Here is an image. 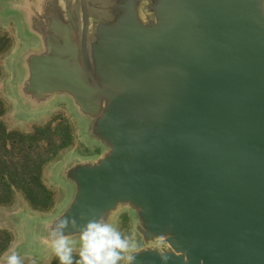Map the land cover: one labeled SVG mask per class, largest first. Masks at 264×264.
I'll return each instance as SVG.
<instances>
[{"label": "water", "instance_id": "water-1", "mask_svg": "<svg viewBox=\"0 0 264 264\" xmlns=\"http://www.w3.org/2000/svg\"><path fill=\"white\" fill-rule=\"evenodd\" d=\"M75 1L48 16L22 92L67 93L109 149L68 172L51 227L128 204L169 246L129 264H264V0H152L145 22L140 0ZM89 10L113 18L88 32Z\"/></svg>", "mask_w": 264, "mask_h": 264}, {"label": "rangeland", "instance_id": "rangeland-1", "mask_svg": "<svg viewBox=\"0 0 264 264\" xmlns=\"http://www.w3.org/2000/svg\"><path fill=\"white\" fill-rule=\"evenodd\" d=\"M99 1L111 5L108 0ZM147 5H152V0H140L138 5L143 22L151 17ZM66 6L69 12L76 11L75 0H0V35L8 39L6 48L0 53V100L4 105L1 122L8 131L29 133L35 126L50 121L57 124V120L64 118L71 132L69 145L42 166L41 180L51 191V206L44 210L33 209L18 189L13 190L8 203L0 204V228L11 235L8 248L0 254V264H4L5 257L12 251L21 258L22 264H51L56 257L48 240L51 224L68 207L75 193V183L68 172L77 165L95 163L109 149L93 130V116L85 113L67 93L58 91L39 99L22 92L28 76L27 61L32 54L46 51L45 37L51 39L53 36L48 16L57 12L66 17ZM88 12V32L94 20L105 22L113 18L98 15L97 11ZM101 221L112 224L131 245L122 253L118 264H129L130 255L136 251L169 249L163 237L143 238L138 211L131 205L118 204ZM66 238L75 241L72 254L78 256L79 234Z\"/></svg>", "mask_w": 264, "mask_h": 264}, {"label": "trees", "instance_id": "trees-1", "mask_svg": "<svg viewBox=\"0 0 264 264\" xmlns=\"http://www.w3.org/2000/svg\"><path fill=\"white\" fill-rule=\"evenodd\" d=\"M8 39L0 35V53ZM4 105L0 100V116ZM33 127L29 133L6 130L0 120V204L8 203L18 189L35 210L51 206V191L41 180L42 166L71 141L68 121L64 118ZM11 235L0 228V254L9 246ZM73 264L79 258L72 254ZM51 264H59L55 257Z\"/></svg>", "mask_w": 264, "mask_h": 264}, {"label": "clouds", "instance_id": "clouds-1", "mask_svg": "<svg viewBox=\"0 0 264 264\" xmlns=\"http://www.w3.org/2000/svg\"><path fill=\"white\" fill-rule=\"evenodd\" d=\"M73 223L69 217L61 218L50 230V245L59 264H73V244L66 238L65 230ZM78 259L75 264H118L122 253L128 251L130 243L112 224L99 219L88 221L79 229ZM4 264H22L21 258L12 251Z\"/></svg>", "mask_w": 264, "mask_h": 264}]
</instances>
